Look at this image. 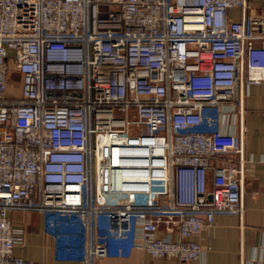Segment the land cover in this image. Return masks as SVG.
<instances>
[{"label": "built area", "instance_id": "built-area-1", "mask_svg": "<svg viewBox=\"0 0 264 264\" xmlns=\"http://www.w3.org/2000/svg\"><path fill=\"white\" fill-rule=\"evenodd\" d=\"M248 6L0 0V264H27L12 210L42 213L61 259L203 256L195 237L244 210L243 159H221L239 139L204 123L245 73L264 80V16Z\"/></svg>", "mask_w": 264, "mask_h": 264}, {"label": "crops", "instance_id": "crops-1", "mask_svg": "<svg viewBox=\"0 0 264 264\" xmlns=\"http://www.w3.org/2000/svg\"><path fill=\"white\" fill-rule=\"evenodd\" d=\"M247 13L264 16V0H249ZM229 16L241 20L243 11L232 8ZM246 74L234 99L208 109L204 123L205 128L233 131L242 146L241 153L221 158L238 164L243 159L241 214H218L213 225L195 237L203 249L199 259L153 258L143 250L112 245L115 254L97 264H264V80L248 83ZM9 215L15 225L25 229L26 240L16 245L15 253L24 257L27 264H84L57 256L58 239L46 231L42 213L12 210ZM166 233L165 225H161L158 235L166 236ZM172 237L176 238V233ZM74 239L61 237L60 240L73 242Z\"/></svg>", "mask_w": 264, "mask_h": 264}, {"label": "rangeland", "instance_id": "rangeland-1", "mask_svg": "<svg viewBox=\"0 0 264 264\" xmlns=\"http://www.w3.org/2000/svg\"><path fill=\"white\" fill-rule=\"evenodd\" d=\"M14 78L16 79V78H18V76L14 75ZM10 90H11L12 92H16V93H18V84H15V85L11 86V87H10Z\"/></svg>", "mask_w": 264, "mask_h": 264}]
</instances>
